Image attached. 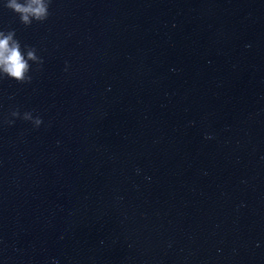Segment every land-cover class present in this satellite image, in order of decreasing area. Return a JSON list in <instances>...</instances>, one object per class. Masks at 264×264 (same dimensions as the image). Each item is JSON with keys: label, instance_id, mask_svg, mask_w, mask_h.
Masks as SVG:
<instances>
[{"label": "water", "instance_id": "obj_1", "mask_svg": "<svg viewBox=\"0 0 264 264\" xmlns=\"http://www.w3.org/2000/svg\"><path fill=\"white\" fill-rule=\"evenodd\" d=\"M4 5L0 264H264V0Z\"/></svg>", "mask_w": 264, "mask_h": 264}, {"label": "clouds", "instance_id": "obj_2", "mask_svg": "<svg viewBox=\"0 0 264 264\" xmlns=\"http://www.w3.org/2000/svg\"><path fill=\"white\" fill-rule=\"evenodd\" d=\"M51 0H5V7L18 14L21 23L25 26L32 24L33 20L44 21L49 16V4ZM25 51L21 49V43L15 38V30L7 32L0 30V78L8 77L18 82L25 83L32 80L29 75V61L42 66L43 59L36 54V49L24 45ZM13 117H20L19 109L11 112ZM22 118L31 121L34 126L39 127L43 121L40 116H33L30 111H25ZM14 123V121H8Z\"/></svg>", "mask_w": 264, "mask_h": 264}]
</instances>
